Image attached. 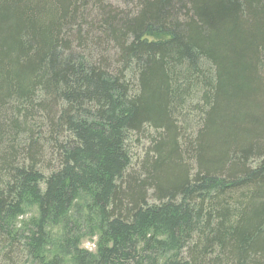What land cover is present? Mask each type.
I'll list each match as a JSON object with an SVG mask.
<instances>
[{"label": "trees", "instance_id": "obj_1", "mask_svg": "<svg viewBox=\"0 0 264 264\" xmlns=\"http://www.w3.org/2000/svg\"><path fill=\"white\" fill-rule=\"evenodd\" d=\"M22 258L264 264V0H0V264Z\"/></svg>", "mask_w": 264, "mask_h": 264}, {"label": "rangeland", "instance_id": "obj_2", "mask_svg": "<svg viewBox=\"0 0 264 264\" xmlns=\"http://www.w3.org/2000/svg\"><path fill=\"white\" fill-rule=\"evenodd\" d=\"M155 135V132L149 126H146L142 132L133 133L130 135L128 140V150L132 159V168L137 169L143 158L145 157L146 152L150 148L151 139ZM93 239H84L82 242V246L87 248L88 250H93L94 240ZM19 264H35L29 261V259L22 258Z\"/></svg>", "mask_w": 264, "mask_h": 264}]
</instances>
